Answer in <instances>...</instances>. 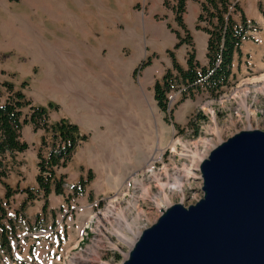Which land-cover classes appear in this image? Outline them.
<instances>
[{
  "label": "crops",
  "instance_id": "0c3cea01",
  "mask_svg": "<svg viewBox=\"0 0 264 264\" xmlns=\"http://www.w3.org/2000/svg\"><path fill=\"white\" fill-rule=\"evenodd\" d=\"M168 1L170 6L175 3V0ZM164 2L53 0L49 10L55 12L42 15L44 20L38 37L26 53L30 62L12 65L15 67L12 70L20 72L23 80L28 82L21 89L26 99L34 105L46 106L49 102L56 105L48 111L49 122L66 119L87 136L79 142L69 163L56 170L64 176L65 193L81 174L85 175L87 170L92 172L85 192L76 196L85 195L87 203L89 192L92 201L116 189L131 172L142 170L157 151L158 145H135L136 153H127L122 147L124 154L120 156L112 152L116 149L112 142L142 143L145 124L157 123L160 108L154 98L153 86L172 66L168 51H172L183 68H186L188 50L194 51L195 59L201 65L206 62L207 34L195 26L200 11L199 0H185L182 22L191 41L177 46L185 32L176 24L172 8L168 10ZM47 15L53 27L46 25ZM148 57L149 63L134 73L139 63ZM23 112L27 113L28 107ZM124 127L130 129L127 136L122 130ZM156 129L158 131V127ZM42 134L43 130L34 129L29 122L22 126L19 139L28 147L5 159L4 181L10 187H38L37 148ZM158 139L159 135L155 140ZM159 141L164 146L169 137L165 141L161 137ZM0 186L3 188L0 196H3L5 188L1 183ZM47 199V210L58 209L65 201L64 195L53 192ZM23 201L26 204L19 210ZM84 205L86 203L82 202ZM42 206L40 195L27 199L26 192L13 194L8 200L7 213L15 214L16 232L19 225L32 224ZM30 235L34 236V233Z\"/></svg>",
  "mask_w": 264,
  "mask_h": 264
},
{
  "label": "rangeland",
  "instance_id": "374dc122",
  "mask_svg": "<svg viewBox=\"0 0 264 264\" xmlns=\"http://www.w3.org/2000/svg\"><path fill=\"white\" fill-rule=\"evenodd\" d=\"M52 1L0 0V83L6 81L4 80L6 78L12 81L10 82L14 84L15 88L20 87L22 80L25 78L21 77L20 72L16 73L14 71L15 67L12 65L18 66L30 62L27 58L29 55L26 53L30 44L38 37V30L41 23H43L45 13L53 14L55 12L49 10V4ZM165 1H167L166 8L170 10V2ZM239 2L251 25V30L247 32L248 37L242 42L241 57L239 59L236 57L234 60L233 78L230 86L225 88L222 94L216 98L208 96L205 92L197 95L195 99H187L183 104H180L176 98H172L168 110L166 112L159 111L157 123L153 121L151 126L145 124L142 143L112 142L116 145V149L112 152H117L120 156H123L122 147L126 148L127 153H136L135 145L141 147L163 146L162 143L160 144L159 139L162 137L165 141L169 137V141L163 146L162 154L159 157V159L161 157L162 159L159 161L153 160L156 158V156H153V161H148V164H151L150 166H154L153 171L149 170L148 164H146L142 170L128 175L129 178L131 176L135 177L136 174L137 179L143 180L147 193H144L142 188L135 187V189L130 186L129 194L123 199L118 198V203L115 205L117 210L125 209L123 215L128 221L135 217L138 210L141 212L140 216L134 220V224L139 230L135 228V234H130L124 230L133 239V242L143 229L155 222L161 214L160 210L167 207L161 198L163 194L168 195L170 190L166 191V189L159 187L158 179L154 175L157 176L158 173L163 172L164 167L172 170L174 167L179 168L183 164L189 165L191 161L189 156H191L193 150L191 152H186V150L189 149L190 144L198 140H207L208 143L200 144L198 147L200 152H205V158L214 146L238 131L244 129L264 130V92L257 90L264 82L260 80L264 77V0H239ZM233 17L236 21H239L240 14L236 13ZM45 23L48 27H53L48 15ZM241 79L245 82L235 88L236 83ZM245 85L251 90L248 96V105L252 111H255L256 115L255 120L251 123V128L246 127L245 113L238 106L239 98L234 96L237 89ZM3 98L4 96L0 95V99ZM163 116H167V121L164 120ZM148 120L149 117L147 122H149ZM230 121L233 123L231 124ZM156 127H158V131ZM223 127L225 129L220 131ZM122 130L127 136L130 129L124 127ZM157 135H159V139L155 140ZM175 140H180L186 145V148L183 149L178 144L176 150L172 151L169 146ZM181 154H185V156ZM199 165L200 162L197 169L198 177L182 180L183 197L177 194L168 195V199L171 201L170 204L181 203L188 206L202 198V177ZM139 172H143L142 176L138 175ZM151 173H154V175ZM0 190H3L2 186H0ZM115 190L112 189L111 192L109 191L105 195H109ZM89 193L87 195L88 203L85 201V195L83 197L79 196L69 202L64 201L63 204L58 206V209L54 210L53 214H42L41 227L44 228L43 231L30 230L34 226L35 219H32V224L27 222L19 225L18 231L14 234L15 239L13 240L12 249L9 253L0 252V264H68L71 256L74 255H82L92 259V255L87 254V248L95 249L99 256V263L91 262L90 264H122V261L128 256L131 244L120 242L115 235L111 234L118 221L117 219L112 217H108L109 219L106 217L107 220L105 221L101 219V225L97 229L96 218H94L90 221V229L83 230L87 217H90L95 211H104L111 202L109 201L107 204L106 199L97 200L100 196L90 201L93 197L92 193ZM133 198L137 208L131 206L127 208ZM159 200L162 201V204ZM82 202L86 205L82 206ZM99 214L101 213L97 215ZM95 227L97 232L101 234L100 236H97V233L94 232ZM31 232H35L34 236L30 235ZM81 235H83V239H80ZM36 241L39 244H36Z\"/></svg>",
  "mask_w": 264,
  "mask_h": 264
},
{
  "label": "trees",
  "instance_id": "16d2710c",
  "mask_svg": "<svg viewBox=\"0 0 264 264\" xmlns=\"http://www.w3.org/2000/svg\"><path fill=\"white\" fill-rule=\"evenodd\" d=\"M199 4L200 11L195 26L207 34L206 63L201 65L195 59L194 51H188L186 68H183L177 63L172 51H168L172 58V66L164 71L162 77L156 80L153 86L154 98L163 112L168 110L167 93L178 85L184 87L180 101L185 98L193 99L203 92L212 98L218 97L224 88L230 85L234 57L241 56L242 42L248 36L247 32L251 30V25L238 0H199ZM170 7L175 14L176 23L185 32L176 46L182 42L189 43L190 35L182 22L185 0H175ZM236 13L240 14L239 21L233 17ZM149 61V57L141 61L134 73L147 65ZM26 85L27 81H22L19 88H15L9 81L0 83V95L4 96L0 99V183L5 188L3 197H0V247L8 253L11 249L10 238L15 234V217H8L6 213L5 206L9 198L17 192H26L27 199L40 195L43 200L42 214H45L48 207V195L51 192L56 195L64 194V176L57 174L56 170L69 163L79 142L87 138L79 132L75 124L66 119L49 122L48 111L56 105L52 102L46 106L31 104L21 90ZM26 107L28 112L24 113L23 109ZM167 119L165 116L164 120L167 121ZM27 122L31 123L34 129L43 130L37 148L38 187L36 189L12 188L4 181L7 171L5 159L7 155L13 157L16 152H21L28 147L19 139L20 130ZM46 148H48L47 151ZM91 179L92 172L87 170L85 176L81 175L72 185L71 193L65 197L66 202L82 194ZM25 204L26 202L23 201L19 210ZM39 219L38 214L35 216V222L37 223Z\"/></svg>",
  "mask_w": 264,
  "mask_h": 264
},
{
  "label": "water",
  "instance_id": "95a60500",
  "mask_svg": "<svg viewBox=\"0 0 264 264\" xmlns=\"http://www.w3.org/2000/svg\"><path fill=\"white\" fill-rule=\"evenodd\" d=\"M199 169L202 198L162 209L122 264H264V130L236 132Z\"/></svg>",
  "mask_w": 264,
  "mask_h": 264
},
{
  "label": "bare ground",
  "instance_id": "6f19581e",
  "mask_svg": "<svg viewBox=\"0 0 264 264\" xmlns=\"http://www.w3.org/2000/svg\"><path fill=\"white\" fill-rule=\"evenodd\" d=\"M260 80L264 81V77L262 79H260ZM257 90L261 91V92H264V82L261 85V87H259ZM250 91L251 90H250V88L248 86H246V85L244 87L240 86V88L237 89V91L235 92V95H234V96H237V98H239L238 106L245 113L244 117H245V120L247 122V126H246L247 128H251V123L255 120V116H256L255 115V111H252V109H250V107L248 105V96L250 94ZM230 122H231V124L233 123L232 121H230ZM224 129L225 128L223 127V129H221L220 131H223ZM205 143H208L207 140H198V141L193 142L192 144H190L189 149L186 150V152H191V150H193L191 156H189L191 158V161H190L189 165L188 164H183L181 167H179V168H175L174 167L172 170L164 167L163 168V172L158 173L157 176L154 175V173H151V174H153L155 176L156 179H158V186L161 187L162 189H166V191L170 190V193H169L170 195L177 194V195L183 197L184 193H183V188H182L183 187L182 186L183 185L182 184L183 183L182 180L185 181V180H189L191 177L192 178L195 177V176L198 177V175H197L198 164H199V162H201V160L206 155L205 152H200L198 147H199L200 144L204 145ZM178 144L181 145V147L183 149L186 148V145L183 144L180 140H175L172 143H170L169 148L172 149V151H174V150H176V147H177L176 145H178ZM211 146H212V144H211ZM162 150H163V146L162 145H158L157 151L155 152V154L153 156H156V158L159 159V157L162 154ZM181 155L185 156V154H181ZM195 159H196V161L194 162ZM148 160L149 161L152 160V156ZM146 164H148V162ZM150 165L149 164L147 165L149 169H150ZM129 178L134 181V185L136 187L142 188L144 193H147L146 187H144V184H143V180L137 179L136 175H135V177L131 176ZM142 190H141V192H142ZM142 194H143V192H142ZM168 195H164L163 194V197L162 198L160 197L163 200V203H165V205H167V206H169V204L171 203L170 199H168V197H169ZM134 198H136V197H134ZM134 198L131 199L130 203L128 202L129 205L127 206V208L130 207V206L133 207V208H137V207H135V203H134L135 199ZM110 201L111 202L105 208V210L102 211V212H99V213H101V214H99L100 217H98L99 215L95 214L97 229L101 225V219H104V221L107 220L108 217L109 218L112 217L113 219H117L118 221L115 224V228H113V230L111 231V234L115 235V237H117V240H119L120 242L132 244L133 243V239L131 237H129L128 234H126V232H129L130 234L131 233L135 234L136 233L134 231L135 228H136V230H139L137 228L136 224H134V220L140 216L139 214L141 212L138 210V212H136L137 214L135 215V217L133 219H131V221H128L125 218V216L123 215V212L125 211V209H118L117 210L116 207H115V205L118 203V198H115V199L110 200ZM157 201H158V199H157ZM159 202H161V204H162V201L159 200ZM159 202H158V205H160ZM160 207H161V205H160ZM127 208H126V210H127ZM114 214H115V216H113ZM92 217L93 216L90 215L89 220H91ZM124 230L126 232H124ZM86 251H87V254L92 255V259H90L89 257H88L89 258L88 259V258H86V257H84L82 255H79V256L74 255V256H71L70 260L68 261V264H90L91 262L99 263V259H98L99 256H98V253H97V251L95 249L87 248Z\"/></svg>",
  "mask_w": 264,
  "mask_h": 264
},
{
  "label": "built area",
  "instance_id": "2783aa9c",
  "mask_svg": "<svg viewBox=\"0 0 264 264\" xmlns=\"http://www.w3.org/2000/svg\"><path fill=\"white\" fill-rule=\"evenodd\" d=\"M242 84V83H241ZM240 84H237V85H235V88H237L238 86H239ZM161 160V159H160ZM159 161V160H158ZM152 169H154V166H153V168ZM153 171V170H152ZM149 173H150V171H149ZM130 183H127L123 188H121L117 193H115V194H113L112 196H110V197H108L107 198V204L109 203V201L110 200H112V199H115V198H120V199H123V198H125L128 194H129V187L130 186H133L134 188L136 187L135 185H134V182L131 184V185H129ZM136 189V188H135ZM133 191H135V190H133ZM132 191V192H133ZM123 201V200H122ZM106 207V206H105ZM99 210V209H98ZM100 212V211H99ZM99 212H96L95 211V213H94V217H93V220H94V218H95V214L97 215ZM87 228H88V230L90 229V224H88L87 225ZM94 232L95 233H97V236H100L101 234H99L98 232H97V230H96V227H95V229H94ZM92 233V232H91ZM85 234H86V232H85ZM82 238V237H81Z\"/></svg>",
  "mask_w": 264,
  "mask_h": 264
}]
</instances>
